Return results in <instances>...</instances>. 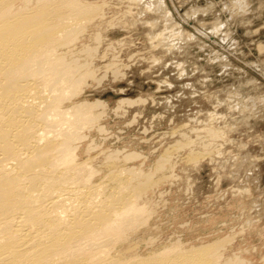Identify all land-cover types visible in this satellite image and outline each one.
I'll return each mask as SVG.
<instances>
[{
  "label": "rangeland",
  "instance_id": "374dc122",
  "mask_svg": "<svg viewBox=\"0 0 264 264\" xmlns=\"http://www.w3.org/2000/svg\"><path fill=\"white\" fill-rule=\"evenodd\" d=\"M83 1L101 6L102 17L73 45L98 51L91 64L82 56L95 76L73 102L104 101L105 109L96 110L104 131L86 129L78 145L81 162L90 159L101 177L115 164L106 162L110 154L122 159L133 152L139 155L128 167L174 177L150 191L147 208L156 213L130 232L119 254L146 256L179 241L190 247L232 237L227 260L264 264V0H247L243 13L235 0ZM162 161L169 162L166 173L155 170Z\"/></svg>",
  "mask_w": 264,
  "mask_h": 264
},
{
  "label": "bare ground",
  "instance_id": "6f19581e",
  "mask_svg": "<svg viewBox=\"0 0 264 264\" xmlns=\"http://www.w3.org/2000/svg\"><path fill=\"white\" fill-rule=\"evenodd\" d=\"M234 2L233 8L240 13L249 7L247 0ZM97 5L83 0H0V264H244L240 257L226 258L232 237L190 247L181 241L164 243L165 247L146 256L119 254L130 232L140 230L152 215L146 202L150 191L174 177L155 179L154 173H144L143 168L128 167L127 162L138 158L133 152L122 159L107 155L106 162L115 164L101 177L94 162L79 158L85 130L103 129L96 110L105 107L104 101L73 102L95 76L89 68L97 47L85 45L80 52L73 45L84 36L86 25L102 17L96 16L101 7ZM172 31L166 36L174 38ZM82 56L91 57L89 67L87 60L82 64ZM136 101L123 99L121 104ZM166 161L155 170L168 172Z\"/></svg>",
  "mask_w": 264,
  "mask_h": 264
}]
</instances>
